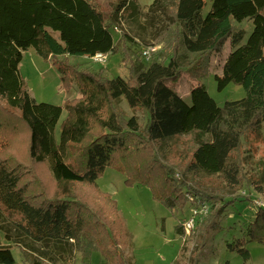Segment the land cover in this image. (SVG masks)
Returning a JSON list of instances; mask_svg holds the SVG:
<instances>
[{"label": "trees", "instance_id": "trees-1", "mask_svg": "<svg viewBox=\"0 0 264 264\" xmlns=\"http://www.w3.org/2000/svg\"><path fill=\"white\" fill-rule=\"evenodd\" d=\"M204 5V0H153L143 11L138 0H117L105 11L95 0H0V116L25 127L29 160L46 167L56 183L50 191L33 172L21 171L28 163L4 156L9 143L2 144L0 134V233L8 242L0 243V264L16 263L10 243L27 264L68 262L75 254L81 264H89L93 251L104 264H133L125 250L131 236L113 200L96 185L106 167L123 172L128 184L135 179L148 184L153 197L170 210H183L187 203L220 204L198 228V255L190 262L198 264L207 234L238 200L237 176L245 179L237 156L242 139L257 136L264 123V0H211L206 19ZM137 20L154 30L151 40H143L144 49L155 48L149 55L135 54L127 45L136 37L122 24ZM245 20L252 29L243 42L245 30L237 24ZM225 41L230 51L221 74H214L217 89L232 82L244 96L219 105L197 81L187 103L176 92V82L182 74L195 80L208 74L210 55ZM30 47L56 66L65 85L70 87L73 79L81 93L64 104L58 135L63 107L36 102L18 71ZM119 52L128 61L126 77L77 71L56 58ZM121 101L147 115L143 134L137 116L125 118L119 109ZM181 137L191 142L182 171L156 156L168 141ZM132 141L145 146L139 156L140 149L131 151ZM189 169L220 174L234 190L222 196L198 189L186 177ZM177 173L181 176L174 178ZM245 180L264 193V171L256 180ZM256 206L246 237L226 244L245 263L247 243L264 244V207ZM175 230L182 235V224ZM171 264H178L176 258Z\"/></svg>", "mask_w": 264, "mask_h": 264}, {"label": "rangeland", "instance_id": "rangeland-1", "mask_svg": "<svg viewBox=\"0 0 264 264\" xmlns=\"http://www.w3.org/2000/svg\"><path fill=\"white\" fill-rule=\"evenodd\" d=\"M105 11H110L112 5L117 0H95ZM153 0H138L140 8L145 11ZM205 5L202 9V16L208 17L211 0H204ZM123 27L129 28L132 35L136 37L135 43L127 44L135 54L143 51V40H151L154 30L144 26L143 20H137L135 23H124ZM238 27L245 30L243 42L252 29V23L245 20ZM119 28L113 31L114 36L119 34ZM230 51L228 41H225L223 48L219 52H214L209 57L208 74L199 80L190 78L187 74H182L175 84L176 92L187 103L190 102V90L199 81L203 84L208 94L221 105L226 100H235L244 96L243 88L234 83H229L223 90L217 89V83L214 74H221L223 61ZM64 60L71 66H76L78 70H87L94 74H100L105 77H114L116 75L126 77L128 73V61L124 60L122 53L107 55L105 62H98L89 57L60 56L56 57ZM143 64L148 60L143 59ZM18 71L23 78L27 91L31 98L36 102H47L63 107L62 115L56 126L58 135L60 123L66 116L64 104L73 98H78L81 93L77 83L72 79L70 87L65 85L60 71L50 60L43 59L34 48L23 52L22 60L18 65ZM125 118L136 115L141 126L143 134L147 115L141 110H131L125 101L118 105ZM0 134L4 135L1 143H9V148L4 154L10 160L15 162L28 163L29 166L22 164V170L25 174L33 172L48 190L55 188L56 183L52 180L46 167L33 164L25 150L26 130L25 127L14 118L0 116ZM7 137V139H6ZM1 141V140H0ZM136 141V140H135ZM143 142V141H142ZM147 144V143H146ZM139 143L130 142L131 151L140 149L135 153L139 156L145 146H137ZM148 147V146H147ZM191 142L187 137L175 138L168 141L164 150L157 151V159L162 160L163 164L168 162L177 166L182 171L190 158ZM240 161L241 174L251 180L258 179L260 171H264V123L260 133L248 135L242 139L241 146L237 152ZM162 158V159H161ZM181 174H174V178H179ZM187 179L195 187L208 192L211 195L224 196V190L233 192L226 180L220 174H207L197 169L187 170ZM237 176L238 187L234 197L238 200L234 205L229 206L222 215L217 218L219 226L211 229L205 240V247L200 253L198 264H264V244L251 241L247 243L249 259L245 263L235 252L227 250V242L239 237H246V226L253 220V214L256 205L264 204V193L257 192L253 186L246 185V180ZM128 177L121 171L111 167H106L98 176L96 185L102 192L109 195L115 204V210L122 218L126 231L131 236L130 245L125 249L127 255L132 258L133 264H171L172 259L176 258L178 264H190L193 257H197L199 250L198 229L206 215L215 212L220 206L217 201H208V210L201 214L192 230L188 233L183 231L179 235L175 228L179 223L188 217L191 203H187L183 210H170L162 203L157 201L148 184L140 180H134L127 183ZM228 198H230L228 196ZM227 199V196H225ZM250 199V200H249ZM198 233V234H199ZM196 236V238H195ZM0 243L7 244L0 233ZM15 258V264H27L22 257L18 247L9 244ZM41 264H81L77 254L74 259L68 262L58 261L51 263L41 259ZM89 264H104L103 257L98 251H93L90 256Z\"/></svg>", "mask_w": 264, "mask_h": 264}, {"label": "built area", "instance_id": "built-area-1", "mask_svg": "<svg viewBox=\"0 0 264 264\" xmlns=\"http://www.w3.org/2000/svg\"><path fill=\"white\" fill-rule=\"evenodd\" d=\"M116 29V28H115ZM154 47H147L143 49V54L149 55V52L154 50ZM93 60L98 62H105L106 61V55L102 53H97L93 57H91ZM264 207V204H259ZM208 210V204L207 202H198L195 205H191L190 207V213L188 217L182 222V227L185 232H189L192 230L197 222L198 217L205 213Z\"/></svg>", "mask_w": 264, "mask_h": 264}]
</instances>
